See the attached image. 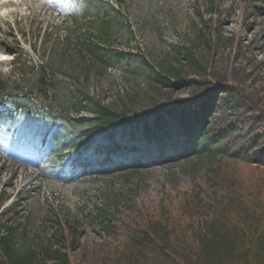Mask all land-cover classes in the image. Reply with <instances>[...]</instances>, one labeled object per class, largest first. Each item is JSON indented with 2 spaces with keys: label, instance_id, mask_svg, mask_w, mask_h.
<instances>
[{
  "label": "rangeland",
  "instance_id": "374dc122",
  "mask_svg": "<svg viewBox=\"0 0 264 264\" xmlns=\"http://www.w3.org/2000/svg\"><path fill=\"white\" fill-rule=\"evenodd\" d=\"M215 3L214 13L209 0H37V6L57 7L51 11L52 26L42 23L41 9L0 21L3 47L15 50L0 53L10 59L0 65V79L9 82L6 107L13 110L20 103L30 110L0 113V223L14 227L20 251L36 249L62 223L77 231L69 251L86 264L84 248L96 253L118 244L123 222L179 203V193L204 173L206 152L178 153L192 140L171 139L163 145L168 156L148 157L159 155V144L142 137V126L134 131L137 140L129 141L130 127L119 128L115 139L121 146L140 147L143 162L130 154L122 165L104 166L97 154L104 134L88 146L86 132L92 127L80 120L97 104L135 114L195 101L204 89L172 90L157 78L158 72L184 69L204 81L213 73L225 76L240 87L242 95L236 98L242 113L258 118L250 103L264 109V16L252 0ZM207 21L221 23L223 40L212 48L199 46L197 39ZM9 29L15 39L6 33ZM94 43L105 50L99 56L89 51ZM192 46L198 68L184 52ZM120 50L126 56L114 57ZM41 77L48 83L47 104L54 114L37 116L32 93L39 90Z\"/></svg>",
  "mask_w": 264,
  "mask_h": 264
},
{
  "label": "trees",
  "instance_id": "16d2710c",
  "mask_svg": "<svg viewBox=\"0 0 264 264\" xmlns=\"http://www.w3.org/2000/svg\"><path fill=\"white\" fill-rule=\"evenodd\" d=\"M209 1L215 13V0ZM252 1L264 16V0ZM204 24L197 33L199 46L212 48L223 40L221 23ZM184 48L190 65L198 68L196 46ZM89 51L99 56L104 49L94 43ZM125 55L115 52L118 58ZM209 76L204 81L184 69L158 72V80L172 90L195 86L205 91L195 101L181 100L164 109L135 114L97 104L93 117L84 119L94 124L95 132L106 131V140L98 148L107 165L116 163L115 149L140 151L108 139L117 127L138 123L143 125L145 139L159 143L161 155L155 159L168 155L163 144L174 136L185 138L184 144L193 140L184 147L187 152L194 149L208 156L200 180L179 193V203L162 205L143 217L132 216L122 223L118 244L96 253L84 248L86 264H264V109L250 103L258 118L248 117L236 98L242 95L240 87L223 75ZM47 87L43 77L36 94L41 101L48 99ZM6 88L0 80V102ZM77 235L73 227L67 230L61 223L39 247L20 251L14 227L0 223V264H81L69 251Z\"/></svg>",
  "mask_w": 264,
  "mask_h": 264
},
{
  "label": "bare ground",
  "instance_id": "6f19581e",
  "mask_svg": "<svg viewBox=\"0 0 264 264\" xmlns=\"http://www.w3.org/2000/svg\"><path fill=\"white\" fill-rule=\"evenodd\" d=\"M36 4H37V0H0V21L1 20H8V18H12L15 16L24 18V16H26V13L23 10H29L31 13H34V12H38L37 11L38 9H41L42 13H43V18H41L42 23H44V25L46 27L52 26L54 15L52 14L51 11H52V8H55V10H56L57 7L53 6L52 4H51V6H45V5H40V6L38 5L37 6ZM4 9H6L5 12L3 11ZM6 33L9 36H11L10 37L11 39H15L13 30L9 29ZM2 38L3 37L0 36V39H1V41H0V43H1L0 44L1 45L0 46V53L6 54L8 52L14 51V49L3 47L4 42H3ZM6 40H5V42H6ZM9 60L10 59H8L6 57H0V65L8 63ZM9 184L11 186H13L15 184V182L13 180H11L9 182ZM23 187L24 186H22L20 188L19 193H21V191L23 190Z\"/></svg>",
  "mask_w": 264,
  "mask_h": 264
}]
</instances>
